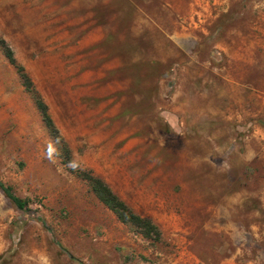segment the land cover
<instances>
[{
	"label": "rangeland",
	"instance_id": "rangeland-1",
	"mask_svg": "<svg viewBox=\"0 0 264 264\" xmlns=\"http://www.w3.org/2000/svg\"><path fill=\"white\" fill-rule=\"evenodd\" d=\"M0 39V264H264V0H0Z\"/></svg>",
	"mask_w": 264,
	"mask_h": 264
},
{
	"label": "trees",
	"instance_id": "trees-1",
	"mask_svg": "<svg viewBox=\"0 0 264 264\" xmlns=\"http://www.w3.org/2000/svg\"><path fill=\"white\" fill-rule=\"evenodd\" d=\"M0 47L2 48L4 56L8 62L11 65H15L12 51L8 46H6L2 39H0ZM15 67L20 74L23 87L27 91H31V80L25 74L22 67ZM36 107L40 112L42 122L50 135L54 138V140L62 143V138L59 136L51 118L48 115L46 105L39 98L36 99ZM62 151L64 153V161H66V163H72L69 156V150L64 144H62ZM76 174L80 179L84 180L88 184L94 197L115 216L118 222L134 228L145 239L153 241L159 240L160 234L158 228L149 219L142 218L133 213L101 179L93 176L89 171L79 170ZM0 190L16 209H25L26 202L16 197L12 193L10 187L4 186L0 183Z\"/></svg>",
	"mask_w": 264,
	"mask_h": 264
},
{
	"label": "crops",
	"instance_id": "crops-1",
	"mask_svg": "<svg viewBox=\"0 0 264 264\" xmlns=\"http://www.w3.org/2000/svg\"><path fill=\"white\" fill-rule=\"evenodd\" d=\"M188 182H189V180H187ZM187 181L184 183V184H187ZM190 181H196V180H193V179H191ZM194 183H196V182H194ZM192 184V183H191ZM188 185V184H187ZM185 189H188V190H190L188 187H186ZM189 195V194H188ZM192 196H191V194L187 197V202H189V204H191L192 203V205H194L195 203H196V199L194 198V199H192L191 198Z\"/></svg>",
	"mask_w": 264,
	"mask_h": 264
}]
</instances>
